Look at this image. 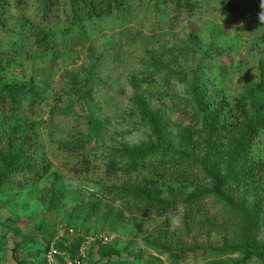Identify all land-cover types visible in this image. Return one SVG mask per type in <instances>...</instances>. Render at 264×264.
Instances as JSON below:
<instances>
[{
	"label": "rangeland",
	"instance_id": "1",
	"mask_svg": "<svg viewBox=\"0 0 264 264\" xmlns=\"http://www.w3.org/2000/svg\"><path fill=\"white\" fill-rule=\"evenodd\" d=\"M21 11L39 22L37 4ZM262 11L227 0L186 16L135 0L68 43L56 29L48 49L9 16L0 98L12 84L37 98L0 109V264H43L51 246L72 257L91 233L110 242L85 264H264V130L236 156L250 116L238 106L263 77ZM146 147V169L112 170ZM212 175L229 178L221 194Z\"/></svg>",
	"mask_w": 264,
	"mask_h": 264
},
{
	"label": "trees",
	"instance_id": "2",
	"mask_svg": "<svg viewBox=\"0 0 264 264\" xmlns=\"http://www.w3.org/2000/svg\"><path fill=\"white\" fill-rule=\"evenodd\" d=\"M133 1L135 0H0V25L4 26L5 29L9 28L10 24L7 23L8 18L9 16L15 15L16 20L14 23L15 25L18 24L19 29H14L12 33L18 34L26 40L32 36L31 38H33L32 40L36 47L48 49L50 47H54L59 42L56 29L62 27L60 40H62V43H68L69 36L72 39L79 36L81 33L77 34V30L82 29L86 23L129 12ZM154 1L157 5L162 4L170 10H173L175 13L189 16L206 9L210 4L215 5L226 2L227 0ZM30 4H37L38 6L39 15H37L39 17V22L36 24H28V18L25 17L27 15H18L22 14L21 10L28 7ZM61 10L62 18L60 14H57L56 12L58 11V13H60ZM55 20L58 27H54L52 25ZM8 45L12 44L8 43ZM2 92L6 93V96L3 95L2 98H0L1 110H6L9 107H12L13 110L17 111L21 108V100H29L28 98L31 97L33 100L37 98L36 94L30 93L26 87L21 85H7ZM239 108L241 109L240 111L245 113L246 111H250V116L247 122L248 132L246 134V140L241 143L242 146L238 147L239 151L236 153L237 158L240 153L244 156L248 146L250 147V144L255 140L254 138L256 134L264 130V68L263 77L260 83L245 92L242 98V103L238 106V109ZM30 142V135L23 137L22 144L18 147L16 153L14 154L15 156L11 161V164L18 158L16 156H20L28 150L30 151ZM154 150L155 149L152 147L126 150L123 155L120 153L113 159L111 158V168L112 170H115V164H118L117 168H120V164H124V159L127 158L128 161L125 159V165L122 164L127 173L131 174L137 170L146 169V166L143 164L147 161L146 157L155 153ZM82 156V162L84 167H86L85 164H90V155L83 154ZM234 160L236 161L237 159L234 158ZM155 172L157 174L156 178L161 179L159 170H156ZM163 176L165 175H162V177ZM212 179L217 193L221 194L222 190L227 186L229 178L212 175ZM107 248L103 247L102 249ZM72 255L74 254L72 253Z\"/></svg>",
	"mask_w": 264,
	"mask_h": 264
},
{
	"label": "built area",
	"instance_id": "3",
	"mask_svg": "<svg viewBox=\"0 0 264 264\" xmlns=\"http://www.w3.org/2000/svg\"><path fill=\"white\" fill-rule=\"evenodd\" d=\"M109 242V238L104 235L82 234L79 247L73 251V259L72 257L65 258L60 250L51 246L43 256V264H85L88 260L87 251L92 245L98 248L100 245H108Z\"/></svg>",
	"mask_w": 264,
	"mask_h": 264
},
{
	"label": "clouds",
	"instance_id": "4",
	"mask_svg": "<svg viewBox=\"0 0 264 264\" xmlns=\"http://www.w3.org/2000/svg\"><path fill=\"white\" fill-rule=\"evenodd\" d=\"M261 8L264 9V0H261ZM260 20L264 22V11L261 12L260 14ZM173 224H178L179 223V215L173 217Z\"/></svg>",
	"mask_w": 264,
	"mask_h": 264
}]
</instances>
